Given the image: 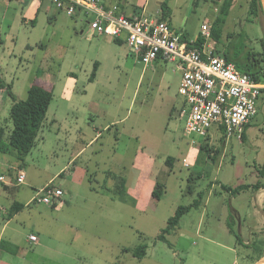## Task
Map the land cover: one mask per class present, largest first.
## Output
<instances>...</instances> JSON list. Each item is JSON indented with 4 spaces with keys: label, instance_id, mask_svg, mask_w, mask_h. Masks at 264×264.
<instances>
[{
    "label": "rangeland",
    "instance_id": "374dc122",
    "mask_svg": "<svg viewBox=\"0 0 264 264\" xmlns=\"http://www.w3.org/2000/svg\"><path fill=\"white\" fill-rule=\"evenodd\" d=\"M101 1L117 8L159 7L158 0ZM223 2L195 0L188 14L193 0H167L173 11L167 22L174 31L183 29L194 39L203 24L212 27ZM250 4L251 0L233 1L222 44L217 46L221 53L241 48L262 52L264 0L257 16ZM40 5L39 0L24 5L0 0L1 78L12 85L18 100H26L37 75L57 77L49 114L58 112L60 116L59 123H49L40 132L24 162L16 154L0 152V176L14 185L7 190L0 183V264L264 262V192L260 207L255 208L253 191L232 195L223 188L251 185L255 167L264 164L263 100L258 103L246 143L237 138L226 140L211 131L209 145L222 152L215 161L209 160L200 148L202 140L185 132L180 117L182 74L174 64L161 61L145 68L125 42L108 38L105 43L104 38L84 29L89 17L72 18L53 8L39 11ZM68 85L75 92L71 97L77 109L66 122L62 117L66 118L63 109L70 101L64 102ZM13 104L8 89H0L5 144L13 129ZM94 129L102 136L88 146ZM81 133L85 136L77 141ZM141 150L155 159L154 180L165 184L166 191L160 202L149 191L147 198L133 205L128 190L135 189L141 174L134 168ZM76 156L54 183L64 191L62 202L56 207L29 204ZM168 158L173 159L172 167L166 163ZM20 170L26 181L16 186ZM123 179L127 201L115 195L117 182ZM259 182L264 184V179ZM15 203L24 207L10 215ZM179 207L191 209L166 234V241L159 239ZM31 236L38 243H32ZM141 245L148 247L147 254L138 259L133 252ZM260 252L263 257L259 260Z\"/></svg>",
    "mask_w": 264,
    "mask_h": 264
},
{
    "label": "built area",
    "instance_id": "2783aa9c",
    "mask_svg": "<svg viewBox=\"0 0 264 264\" xmlns=\"http://www.w3.org/2000/svg\"><path fill=\"white\" fill-rule=\"evenodd\" d=\"M11 1V0H8ZM32 1V0H31ZM69 17L83 14L93 33L114 40L125 39L131 54L145 68L157 61L172 63L182 74L179 96L183 99L180 117L190 137L209 139L211 131L230 140L242 142L246 125L257 115V102L264 84L254 82L241 73L236 64L216 54V44L210 24H203L197 39L201 48H191L195 40H184L166 22L141 14L133 18L120 15L118 8L107 9L100 0H46ZM185 166L189 164L185 162ZM25 174L19 171L16 186L25 184ZM0 183L7 184L0 176ZM64 192L50 183L39 190L30 202L48 206L62 202ZM32 243H38L35 236Z\"/></svg>",
    "mask_w": 264,
    "mask_h": 264
},
{
    "label": "trees",
    "instance_id": "16d2710c",
    "mask_svg": "<svg viewBox=\"0 0 264 264\" xmlns=\"http://www.w3.org/2000/svg\"><path fill=\"white\" fill-rule=\"evenodd\" d=\"M233 1L234 0H224L223 4L221 5L218 16L216 17L212 25V37L216 44V54L224 57L229 62L236 64L238 70L241 73L248 75L254 82L258 84H264V42L262 44L263 50L260 53H252L249 51L244 52L242 50L244 48L236 49L234 52L225 51L221 53L217 49V46L222 44L223 28L226 24L227 18L230 15V11L233 6ZM165 6L167 7V3H165ZM250 8H251V12L257 16V14H259V12L261 11V0H251ZM170 15L171 14L169 12H166L164 18L161 19V21L167 22V19ZM180 34L184 40H187L186 33H180ZM114 41L116 43L120 42L118 40H114ZM202 43L203 40L199 38L195 40L190 47L194 49L195 48L200 49ZM0 89L1 90L8 89V95L14 102L10 112V119L13 125V129L10 133L8 144L4 143L6 129L0 127V152L4 154H16L17 159L20 162H24L25 158L28 155H30V153L36 146V141L38 139L40 131L44 126L49 107L53 101V97H54L53 92L33 83L29 88L27 99L18 100L17 97L14 96L11 91L12 85L11 84L7 85V83L1 78V76H0ZM260 99L263 100L264 102V90H262L261 96L258 99L257 109L259 108L258 103ZM251 122L245 127L242 136V141L244 143L247 142V138H248L247 130L250 128ZM200 148L207 155V158L209 160L211 159L212 161H215L219 156V154L222 152V150H218V149L214 150V148L209 145V139L200 141ZM212 152H214V155H212ZM166 163L167 165L172 167L173 159L168 158ZM255 168L259 180L261 178L264 179V164L259 165L258 167L256 166ZM117 183L118 184L115 188V195L121 201L129 200V198L126 197L127 190L125 187L126 185L125 180L124 179L118 180ZM53 186L59 188V186H56L54 183ZM223 188L228 192H230L232 195H239L240 193L248 190L259 191L260 189H264V184L263 182L258 181L256 184L242 185L234 189L227 187H223ZM165 191H166L165 184L156 182L151 195L152 199L154 201L160 202L163 198ZM130 202L133 205L136 204V200L134 198H130ZM57 205L58 204L54 203L53 205H51V207H56ZM23 207L24 206L21 205L20 203H15L11 209V212H9L10 215H12V213H18ZM190 209L191 207H179L176 211L175 216L169 220L168 227L162 232V234L159 236V239L166 241V237H165L166 234L177 228L181 218L187 212H189ZM229 226L232 228V231L234 232L233 225L229 223ZM238 243L240 244L243 243L241 237L238 238ZM1 246H2V242L0 243V247ZM147 248L148 247L146 245H141L135 248L133 252L134 257L138 259H143L147 254ZM262 257H263V252L262 254L260 252V257L258 259L260 260Z\"/></svg>",
    "mask_w": 264,
    "mask_h": 264
},
{
    "label": "crops",
    "instance_id": "0c3cea01",
    "mask_svg": "<svg viewBox=\"0 0 264 264\" xmlns=\"http://www.w3.org/2000/svg\"><path fill=\"white\" fill-rule=\"evenodd\" d=\"M12 1H16L19 5H24V4H27L31 0H11L10 2H12ZM39 1H40V4H41L38 7L39 11L42 10L43 8L45 10H48V12H50V8H53L56 11H59L52 4H50L48 1H46V0H39ZM166 2H167V0H158L159 7H155L153 9H150L148 5L144 6L142 9L129 8L127 5H125V7H120L118 5L119 6L118 12H119L120 15H123V16L128 17V18H133V17L141 15V14H146V16H148V17H152V18H155L157 20H161V19L164 18L166 12H169L171 15L173 14L172 9L169 8V6L168 7L165 6ZM44 5H47V6L44 7ZM114 5H116V4H114ZM114 5H106V4H104V6L107 9H113L114 7H116ZM111 6H114V7H111ZM189 6H190V4H189ZM175 7L176 8H180L178 4H176ZM80 15H82V14H77L74 17L80 16ZM74 17H72V18H74ZM88 22H89V19L85 22L84 29H88L89 30V27L87 25ZM90 33H93V32L90 31ZM179 33H186V32L182 29ZM186 35H188V34L186 33ZM197 36L194 39H191L189 37V35H188L187 39L188 40H195L197 38ZM100 37L104 38L105 39V43H107V39L108 38H105L103 36H100ZM118 41H120L119 43L125 42L127 44L125 39H121V40H118ZM157 62L159 63L161 61H157ZM92 79H93L92 82H94V80L96 78L93 77ZM58 82H59V80H58L57 77H54V76H51V75H47L46 77L45 76H41V75H37L35 77L33 83L36 84V85L42 86V87H44L47 90L52 91L53 92V96H54V93H55V91L57 89ZM72 89H73V87L68 85L67 92H66L65 97H64V102L68 98H70V101H68L67 103L65 102V106H64V109H63L64 113L66 115V118L62 117V120L66 121V122H69L70 115L73 114L76 111V109H77V108H75L76 106L73 103V98L72 97H73V95H75V92L72 91ZM50 107H51V105H50ZM50 107H49V110H48V113H47L46 121H45L44 126H43L41 131H43L46 127H48L49 123L52 126L53 125L55 126L60 121V116H59L58 112L54 113L50 117V114H49ZM106 129L110 130L111 128L110 127H106ZM76 131H78V130L76 129ZM94 131H95V135H94V137L91 138V141L88 144V146L90 144H92L94 141H97L102 136V133L98 129H94ZM247 132H248V130H247ZM84 136L85 135H83V133H81L80 137L77 136V141H79ZM82 152H83V150L80 151L79 153H82ZM76 160H77V156L74 159H72L65 167H63L58 172V174L55 175L51 180H49L43 187H45L46 185H48V184H50L52 182L55 183L56 182V178L57 177H59V178L62 177L66 173V170L70 166V164H73L74 163L73 161H76ZM155 163H156L155 159H152L149 155L145 154L144 150H141V151H139L136 154V158H135V162H134V168L137 169L139 172H141V174L139 175L138 180H137V182L135 184V189L133 190L132 188H130L128 190L129 192L131 191V194L130 193L129 194H130V196H132L136 200V203H139L144 198H147V196H149V191H151L150 194L152 195V191H153L154 186L156 184V182L154 180V177H155V172H154ZM11 169L15 170L14 167H12ZM106 178H108V177H106ZM108 179H110V177ZM258 181H259V178H258V175H257V172H256L255 181L251 185L256 184ZM13 186L14 185L11 184L10 182L5 184V187H7L6 188L7 190H10L11 188H13ZM43 187H41V188H43ZM59 188H61V187H59ZM36 191H37V189H36ZM248 191H253L254 192V197L253 198H254L255 208L260 207V203L262 201V196H263L264 189H260L259 191H254V190H248ZM30 202H29V204H31ZM237 214H238L239 220H241L240 214L238 212H237ZM263 263L264 262H261L259 264H263Z\"/></svg>",
    "mask_w": 264,
    "mask_h": 264
},
{
    "label": "water",
    "instance_id": "95a60500",
    "mask_svg": "<svg viewBox=\"0 0 264 264\" xmlns=\"http://www.w3.org/2000/svg\"><path fill=\"white\" fill-rule=\"evenodd\" d=\"M194 4H195V0H193V3L190 4L188 14H190V12L193 10V8H194ZM186 21H187V20H186ZM263 264H264V263H263Z\"/></svg>",
    "mask_w": 264,
    "mask_h": 264
}]
</instances>
